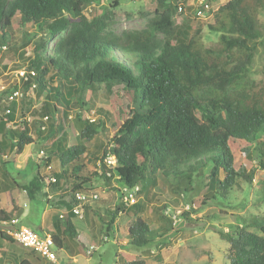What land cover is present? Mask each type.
<instances>
[{"label":"trees","instance_id":"trees-1","mask_svg":"<svg viewBox=\"0 0 264 264\" xmlns=\"http://www.w3.org/2000/svg\"><path fill=\"white\" fill-rule=\"evenodd\" d=\"M101 1L0 0V47L8 46L0 56V81L7 76L9 62L3 59L17 31L22 32L20 58L26 62L15 71L17 82L3 83L6 89L0 92V161L7 153L22 155L32 145L44 153L42 161L59 160L60 170L50 177L54 182L49 178L46 183L38 171L28 184H17L31 200L46 187L59 192L58 201L68 212L49 233L59 250L79 237L73 221L78 218L73 213L75 194L92 191L93 179L102 180L118 200L115 208L84 206V212L98 217L100 223H93L100 227V236L109 238L115 225L120 229V215L133 212L136 220L125 243L144 249L168 229H153L143 218L146 202L128 206L124 189L139 188L138 197L156 189L160 175L189 182L206 177L202 195L193 201L200 210L208 200H229L239 178L251 182L257 167L264 170V82L250 77L262 39L257 8L261 1L227 0L208 26L218 35L217 44L209 47L202 30L185 18V10L192 7L189 0H180L184 11L178 24L176 2L157 0L144 28L120 33L111 28V12L86 16V9ZM213 1L206 3L212 7ZM119 6L120 0H112V10ZM192 16L199 19L195 8ZM24 68L27 80L18 74ZM101 90L110 97L109 111L97 110L94 120L82 114L70 119L74 101L83 105L88 94ZM14 91L23 97L3 99ZM32 98L42 102L28 114ZM28 115L35 117L29 120ZM107 121H112L113 134L98 147L99 153H91L88 144L107 130ZM241 157L244 163L237 167ZM110 158L116 163L109 165ZM254 161L257 166L250 168ZM86 164L98 172H85ZM13 217L0 208V225ZM179 217L191 220L186 211ZM235 225L232 231H219L230 245L228 264H264V214L241 217ZM0 239L15 244L4 232ZM92 243L94 253L98 238ZM11 254L13 264H35L17 252ZM124 264L147 263L140 258Z\"/></svg>","mask_w":264,"mask_h":264},{"label":"rangeland","instance_id":"rangeland-1","mask_svg":"<svg viewBox=\"0 0 264 264\" xmlns=\"http://www.w3.org/2000/svg\"><path fill=\"white\" fill-rule=\"evenodd\" d=\"M199 1L201 0H189V5L192 7L190 6V9L185 10L188 14V17L185 18H189L193 26L202 30L205 46L216 45L218 35L212 33L208 26L214 24L219 8L227 0H214L212 4L213 12L206 18L196 20L192 14ZM260 1L257 8L259 10L258 22L262 39L258 41L260 44L257 46V54L255 55L254 63L250 71V77L256 83L264 82V0ZM111 2L112 0H102L99 4H92L86 9L85 14L88 18H91L94 14L100 15L111 12V28L118 33L125 30H140L144 28L148 19L153 16L157 5V0H120L119 8L112 10L110 8ZM182 20L183 16L181 15H176L174 18L175 24L180 23ZM21 42L22 32L17 31L14 40L10 43L12 49L3 59L9 62V68L4 72L7 76L4 79L2 78L4 80L3 83L7 85L14 81L17 82V72L15 71L21 66V68L26 66V62L20 58ZM52 47L53 43H49L48 48ZM41 102L42 99L39 101L32 98V101L28 102L26 107L28 109L27 113L35 110ZM99 109L105 111L110 110V97L103 90L92 96L88 94L84 99L83 105L74 101L69 112L70 119L73 120L77 114H82L84 119L94 120L98 118L97 110ZM20 113L19 109L18 114ZM29 117L30 120L35 116ZM111 125L112 121H107V130L102 131L93 142L88 144L91 153H99L100 150L98 147L105 145L110 140L113 134L112 130H114ZM71 142H74L73 137H71ZM39 151L40 148L38 145H32L26 147L22 155L15 156L13 153H7L6 157H2L0 161V182L8 186L9 190H6V196L4 198L8 197L0 202L2 205L12 206L9 197L13 199V205H16L15 209L17 214L23 212L20 216L23 221L22 224L43 236L45 233L43 230L44 221L52 224L59 219V215L61 214L58 211L59 208L52 205L53 200L60 198L59 192L48 191V187H46L35 199L31 200L28 198L26 192L17 188V184H28L37 175L38 171L41 175L45 176L46 183H48V179L52 176V173L60 170L59 160L51 159L49 163L42 161L39 156ZM251 156L256 158L255 152H252ZM89 157L90 155L86 156L85 160H88ZM5 162H8V164L2 165ZM243 163L244 158L241 157L236 163V166L239 167ZM255 165L257 166L256 161L250 165V168L255 167ZM49 166L51 169L48 168ZM257 168L251 182L240 178L237 180L230 193L229 200H208L200 210L194 205L193 201L202 195V190L207 182L206 177L196 176L189 182L187 179L178 180L173 176L165 178L160 175L156 189H151L149 194L148 190L145 194H139L137 197L138 203L146 202V207L143 212L145 221L153 229H158L159 227L168 229L167 233L162 234L156 243L144 249H136L126 245L128 228L136 220V217L133 212L122 213L117 220L120 229L117 231L115 225L107 242L98 240V243L94 246V253L90 248V238H88V243H86L87 239H83L86 248H83V244H79L76 239L69 240L67 243L69 247L72 244H78L80 246L81 250L78 252L77 261H74L71 257L78 254L75 247L68 254L66 245L61 250L55 249L58 257L56 264H124L126 261L140 258L144 259L147 264H228L227 256L230 245L226 239L221 237L219 231L228 232L234 230L235 223L241 217L264 214V170L259 167ZM4 170L7 176L6 173L4 174ZM84 171L87 173L98 172L94 165H87ZM93 180L96 184L92 190L98 193L99 200L91 205L101 207H106L107 205L108 207L115 208L118 202L115 191L105 186L102 180ZM46 193L48 194L47 196H45ZM105 202H108V204ZM165 206L166 208H164ZM182 211L189 212L192 221H186L179 217ZM103 213L105 212L103 211ZM85 217V220H74L79 230L82 229V225L87 221L88 223L90 221L100 223L98 217L92 212L85 211ZM0 229L4 230L5 226H0ZM90 234L95 235V232H91ZM119 236L124 237L125 244L120 243ZM3 244L5 249L11 247V245L5 244L0 239V245ZM15 246L18 254L24 255L35 264H54L42 258L39 259L37 254L23 248L16 242ZM119 249L123 251V257L120 258V261L119 257L116 256ZM86 250L87 252H91V254L88 255Z\"/></svg>","mask_w":264,"mask_h":264},{"label":"built area","instance_id":"built-area-1","mask_svg":"<svg viewBox=\"0 0 264 264\" xmlns=\"http://www.w3.org/2000/svg\"><path fill=\"white\" fill-rule=\"evenodd\" d=\"M173 2H176L177 4V15H180L184 11V5L180 0H173ZM190 3V2H189ZM195 12L198 18H206L208 17L212 12V7L206 3V0H201L196 4ZM6 45L0 47V56L3 52L7 50ZM27 70L24 68L18 72L20 77H24L25 80H27ZM31 75H35L34 71H30ZM35 87V86H33ZM6 89V85L3 84V82L0 81V92L4 91ZM23 94L20 91H14L11 95L3 97L4 100L8 98L9 101H13L15 99L22 98ZM10 126V125H9ZM44 155L43 152L39 153V156L42 158ZM107 163L109 165H113L116 163L114 159H108ZM50 169V167H49ZM51 182L55 181V178H50ZM139 191V188L135 189H124V202L130 206L137 201V192ZM75 199L77 204L73 208V213L79 218H84V206L87 204H92L96 200L99 199L98 194L95 191L90 192H78L75 194ZM189 209V206H188ZM178 213V212H177ZM3 226H5V229L3 230L4 233L12 238L14 242L22 246L23 248H26L28 250L34 251L38 256L41 258L56 264L58 261V257L56 254V246L53 240V237L51 234H45L40 235L38 232H36L33 229L19 226V219L14 218L8 223H4ZM89 253V252H88Z\"/></svg>","mask_w":264,"mask_h":264},{"label":"crops","instance_id":"crops-1","mask_svg":"<svg viewBox=\"0 0 264 264\" xmlns=\"http://www.w3.org/2000/svg\"><path fill=\"white\" fill-rule=\"evenodd\" d=\"M6 190H9L8 186H6L5 184H1L0 185V201L1 200L3 201V199H6L8 197L7 196L6 198H4L6 196ZM46 192H47V190H46ZM9 200H10V203H11L12 206H5V205H2L1 202H0V208L4 209L7 212L13 213L14 214V217L13 218L19 219L20 220V224L22 226H24L22 224L23 221H22V219L20 217L23 212H21V214H17V211L15 209L16 208V205H13L14 200L11 199L10 197H9ZM106 204H108V202ZM52 205L53 206H57L59 208L58 211L61 212V214L59 215V217H61L62 215L66 214L68 212V209L66 208V205L64 203H62V202H59L57 199L53 200ZM86 217H85V212H84V218L82 220H85ZM76 219H79V218H76ZM76 219H74V220H76ZM55 223L56 222H53L52 224H48V223H46L44 221V223H43V230L45 231L44 235L45 234L52 233L54 231V224ZM74 223H75V221H74ZM75 225H76V223H75ZM0 226L3 227V225H0ZM24 227H26V226H24ZM27 228H29V227H27ZM99 229H100L99 226H95L93 222L90 221L88 223V221H87L86 223H84L82 225V229L81 230L78 229V233H79V237L77 239L78 243L79 244H83V248H86V246H85V244L83 242V239H87V242L86 243H88L89 242V239L88 238H90V240H91L90 241L91 242V246H92V244H94L92 242L94 241L95 238H98V240H101V241L102 240L105 241V239H108L106 237L100 236ZM118 229L119 228H117V231H118ZM0 232H4L3 229H0ZM91 232H95V235H91L90 234ZM4 242H5V244L11 245V247H9V249H7V248L5 249L3 247L4 244L3 245H0V264H13V260H10V258H12V254L11 253L16 252V246H15V244H10L7 241H4ZM73 243H75V242H73ZM120 243L121 244H125L123 242H120ZM66 245H67V243H66ZM70 247H69V245L66 246V249H67V253L68 254L71 252V250H73V247H75V250L77 251V253L80 250V246L78 244L77 245H73L72 244ZM122 253H123V251H121L120 249L117 252V254H122ZM117 254H116V256H117ZM78 255H79V253L76 254L75 256H71V257H72V259H74V261H77L76 258L78 257ZM6 256H7V258H6ZM119 260H120V257H119Z\"/></svg>","mask_w":264,"mask_h":264}]
</instances>
